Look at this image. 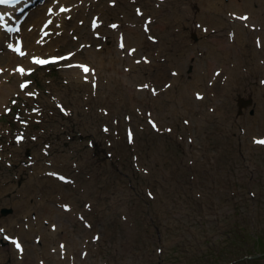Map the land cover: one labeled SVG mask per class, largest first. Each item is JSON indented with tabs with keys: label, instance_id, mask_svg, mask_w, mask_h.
Masks as SVG:
<instances>
[{
	"label": "rangeland",
	"instance_id": "obj_1",
	"mask_svg": "<svg viewBox=\"0 0 264 264\" xmlns=\"http://www.w3.org/2000/svg\"><path fill=\"white\" fill-rule=\"evenodd\" d=\"M157 1L142 0V7L148 14H152L156 9L154 4H159ZM187 1L194 7H202L204 4V0H171L176 14H182V6ZM237 2L238 0H232L233 4ZM104 7L110 12L109 21H119L121 25L129 23L127 15H119L116 9ZM162 8L164 7L161 6ZM88 25L87 20H84L83 25L70 20L66 23L64 37L69 41L71 36L81 41L87 40ZM80 29L84 30V36L80 34ZM100 42L106 48L104 41ZM111 45L112 39L108 38V47ZM75 48L74 45L64 44L55 49L56 53H65ZM85 53L84 50L81 55L83 59H86ZM259 55L264 60V52ZM96 60L99 61V58ZM255 66L259 69L257 79L241 77L240 80L251 87L250 96L255 111L251 106L240 111L242 108H239L236 95L246 97L242 84L232 88L231 102L222 100L223 107L220 106L213 112L195 109L194 106L198 102L192 97L191 104L185 108L194 113V117L192 114H183L182 108L174 114L163 111L162 106L168 101L166 96L162 102L152 104L147 101L145 95H139L140 100L133 105L129 92L125 90L117 91L113 99L116 102L114 107L120 105L126 110L120 116L110 112V115L105 117V113L99 110L102 107L110 110V106L104 101V91L116 88L117 85L116 81L108 80L113 74L108 61L101 70L102 78L98 82L97 96L91 92L89 84L78 81L67 70L39 73V99L43 106V113L39 117L43 121L40 125L33 122L36 128L29 127L30 132L40 135L42 139L46 138L44 143L57 144L63 150H68V155L75 154L80 157V154H85L83 159L90 167L89 174H92L93 181L101 180L104 185L109 182L107 191H102L98 197L107 215L104 221L107 227L103 230L108 231L105 235L107 242H92L93 231H98L94 227L84 232L86 225L82 221H78L80 224L77 227H68L70 234H75L74 239H71L73 235L63 238L67 244L77 242L73 250L66 246L67 253L72 252L77 257V264H264V256H254L256 252L264 251V145L253 142L254 139L264 137V127H254L251 121L256 118L264 123V106L258 101V91L264 87L259 82V79L264 77V64L259 67L257 62ZM191 69H194L193 66ZM192 80L190 75L186 84H191ZM164 83H160V87ZM238 89L242 92H238ZM121 95L127 97V100L118 102ZM53 99L58 101L56 106ZM208 103L213 104L210 101ZM137 109L150 110L153 113L145 116L139 114ZM125 114L132 116L130 124L136 133L134 145H128L125 140L124 129L128 123L123 120ZM253 114L255 116L251 117ZM242 117H246L249 125ZM148 118L155 119L163 133L153 131L146 122ZM183 118L191 121V125H185ZM83 119L86 120L84 129L80 128ZM113 119H118L117 125L113 123ZM0 122L3 126V130H0L1 145L9 138H3L7 133L3 117ZM103 123L111 127L110 133L101 131ZM200 123L203 128H200ZM15 126L19 127L16 122L13 124V127ZM167 126L173 127L171 133L168 132ZM218 127L222 128L219 140L227 145V148L224 145L225 150L216 137ZM240 129H246L247 133L243 131L240 134ZM80 134L86 137H81ZM205 135L208 136L204 137ZM189 137L193 138L192 143L188 141ZM42 139H28V149L38 153L44 145ZM91 139L95 142L93 148L87 145V141ZM188 146L192 148L188 150ZM238 148H242V155L248 163L254 165L255 162L263 167L256 170L249 164L244 166L240 161L243 156L239 157ZM181 150L191 171L184 168L179 161ZM134 155L138 156L136 165ZM67 158L69 159V156ZM229 160L234 162L232 166L228 164ZM40 162L47 166L45 160ZM247 167L249 171L246 170ZM22 168L23 165L20 164L10 174L5 173V176H8L13 184L20 186L24 177H17ZM108 170L115 172L111 180L108 179ZM228 172L233 173L232 181L235 183H226L224 176ZM77 174L78 172L73 175ZM56 185L58 191L64 190L62 196L74 198V216H77V213L94 215V210L85 209L84 199L96 203L93 196H98V193L93 190L83 192L79 188L60 183ZM41 187L43 185L39 184L34 190V196L41 193ZM249 189L256 194L254 199L247 194ZM84 194L86 195L82 198ZM17 198H23L19 188L11 189L0 199V207H9L14 214L12 206ZM50 204L52 205V202ZM12 214L1 215L0 219ZM73 215H70V218H74ZM123 215L128 218L127 223L131 226L125 233L120 223H111V217ZM157 234L162 236L161 241ZM20 236L24 238L27 250L33 246L32 249L42 257H46L48 253L50 264H55L54 257L57 260L62 257L49 253V246L41 247L35 243L32 236ZM107 244L112 245L114 253L106 250ZM82 249L88 250L86 258L80 257ZM14 253L16 251L11 244L2 246L0 254L4 256H0V264H16ZM247 253H251V259L244 258L237 262V258ZM26 257H29L28 253L25 258L19 256L18 261L23 260V264H27Z\"/></svg>",
	"mask_w": 264,
	"mask_h": 264
},
{
	"label": "bare ground",
	"instance_id": "obj_2",
	"mask_svg": "<svg viewBox=\"0 0 264 264\" xmlns=\"http://www.w3.org/2000/svg\"><path fill=\"white\" fill-rule=\"evenodd\" d=\"M52 1L53 0H50V2H52ZM62 1L63 0H54L53 5L58 4L59 2H62ZM49 5L50 4L44 6L45 12H47ZM11 11H12V9H11ZM42 16H43V9L37 8L35 10L32 18H31V22H33L35 24V26L40 25V19ZM209 20L211 22H213L212 17H209ZM162 26H164V24H162ZM126 33H127V35H126V43L127 44L130 42V40H135L137 43L138 37H140V35H141L139 32H136L132 29L127 30ZM14 36L15 35H11V36H9V38L3 37L1 42H0V63L3 65H9V64L12 65L15 62H25L26 67L33 66L34 64L32 61V56L40 54L42 48H45L47 46H53L59 42L65 41L67 39V37L62 36V37H57L56 40L48 39V40H45L44 42L38 41L36 39L37 29L35 27L29 26L26 22H24L23 36L25 37L27 51H24L25 56L22 57V56L17 55V53L9 50V48L7 46V43L10 42ZM236 37H238V39L240 41H243L242 36L240 34L236 35ZM182 42L184 43V41H182ZM206 43H211L212 45H214L215 48H216V46H218L219 48L233 49L234 47H236V45H238L239 42L235 43L234 45H230V44H225L222 40H219V39H214V40H210V41L204 40L202 42V46H204V44H206ZM90 53H93L95 55H100V53H98V52H91L90 51ZM112 54H113V56L111 58L113 60V65L120 64L121 58L116 57V53H114V52H112ZM217 57H218V59H217ZM168 58H171L170 53L168 54ZM211 58L213 59L214 62H218L220 60L219 56L215 53L211 54ZM128 59L131 62V67L129 70V74H125V75L128 77H131V78L141 77V74H137L136 72H141L142 70L139 68V66H137L136 64L133 63L134 58L130 59V57H128ZM153 62H154V59H152V63L150 64V66H148V67L145 66L144 70H147L148 72L152 71L153 69L151 66L154 64ZM223 66H224V69L227 68L224 62H223ZM159 68H161V70H162L164 67L160 65ZM71 71L75 72V73H79L78 69H76V68H73ZM83 74H85V73H83ZM22 75L23 74H21V73L17 74L18 77H21ZM161 75H162V72H159L156 74V78L158 81L160 80L159 77ZM9 76H10V74L6 73V77H9ZM77 77L80 78L79 76H77ZM226 77L227 78H226L223 85H226L227 82L230 80V75H228ZM241 84H243V82ZM178 86H179V80L177 78H175L173 84L169 87L167 92L169 94L173 93L175 91V89H178ZM243 88L245 89L246 94L250 90V86L248 84H243ZM10 91H14V87L9 82L1 81L0 82V111L2 110L1 104L4 100H6ZM223 91L225 92V86L223 87ZM189 97H190V89H186L185 91H179L175 94V98H177L179 104H182V103H185L186 101H188ZM251 121H252V124L254 127H264V123L259 122L256 118L252 119ZM258 124H259V126H258ZM226 131H227V129H226ZM240 131H242V129H240ZM241 133H243V132H240V134ZM244 133H247L246 129H244ZM245 138H246V136H245ZM37 154H38L37 156L42 157L43 159H48V153L44 149L40 150ZM15 155L16 154L14 152L13 156H15ZM50 155H51V152H50ZM52 170H54V169L42 168L39 165H37L34 168L32 174L30 176V179L24 181L23 188L21 190V194H22L23 199H21V198L14 199L13 205L15 207V215L11 216L12 219L2 221L1 222L2 227L7 228L8 231H13L15 229L13 226L15 223L14 220H17L16 221L17 224H21V226H26L27 223L25 220H23L22 215L25 213H28V211H27L28 208H31V210L37 209L38 212H41V213H45L47 210V214L49 216L57 217L56 214L54 213V209H52V208L56 207L55 200L57 198V195L54 192V189L50 188L48 191H46L52 199V205L45 204V198L44 197L32 198L35 194L34 190L37 189V187L32 186L33 185L32 183L34 180H37L38 178H40V180L45 179V181L43 183H41V181H40V183L44 184V185L45 184L49 185V183H54V181L51 178V174H50ZM44 185H43V187H44ZM11 186H15V184L12 183ZM6 190H8V191L11 190L9 185H7ZM2 193H4V192L2 191ZM43 193H45V192L43 191ZM26 197H27L28 203L32 199H33V203L28 205L26 202ZM74 201H75L74 198H72L71 202H74ZM69 203H70V200H69ZM62 215H64L63 212H62ZM51 219H53V218H51ZM17 231H21V230L17 229ZM44 242H46V241H44ZM73 244H75V243H73ZM36 252L35 251L33 252L32 249L28 251L30 256L35 255ZM17 253L23 254V252H20V251H17ZM39 259H41V257Z\"/></svg>",
	"mask_w": 264,
	"mask_h": 264
},
{
	"label": "snow or ice",
	"instance_id": "obj_3",
	"mask_svg": "<svg viewBox=\"0 0 264 264\" xmlns=\"http://www.w3.org/2000/svg\"><path fill=\"white\" fill-rule=\"evenodd\" d=\"M17 2V0H0V4H14V3H16ZM61 11H65V9L64 8H61ZM3 19V17H0V20H2ZM241 19H248V17H241ZM113 27H116V25H113ZM8 31H18V29H15V28H9L8 29ZM122 47H123V44L121 45ZM9 47L11 48L12 47V45H9ZM15 51H17V52H20V54L21 55H24V53L23 52H21L20 51V49L19 48H16V49H14ZM132 51H135L134 49L132 50ZM59 59H65L64 57H60ZM33 62L34 63H37V64H47V63H49L50 61L49 60H40V59H36V58H33ZM82 68H83V71L85 72V73H88L89 71H91L87 66H81ZM18 71H20L21 72V74H23V72L25 71L23 68H20V69H18ZM26 85H22L21 87L23 88V87H25ZM144 87H147V85H145ZM30 95H31V93H30ZM198 98H200L199 97V95H198ZM154 127H155V124L153 125ZM106 131H107V129H105ZM130 140H131V133H130ZM254 143H257V144H261V145H264V139H254V141H253ZM51 175H55L54 173H50ZM61 180H63V179H65L64 177H59ZM65 207H67V206H65ZM3 232H4V230L2 229V228H0V234H3ZM4 239H6V240H10L14 245H15V247H16V249L18 250V251H23V249H22V244H21V242H19V240L18 239H15V238H11V237H7V236H4ZM64 248V245H61V249H63Z\"/></svg>",
	"mask_w": 264,
	"mask_h": 264
}]
</instances>
